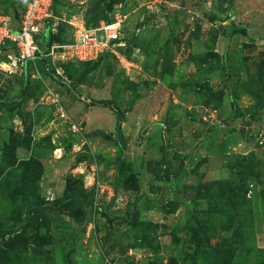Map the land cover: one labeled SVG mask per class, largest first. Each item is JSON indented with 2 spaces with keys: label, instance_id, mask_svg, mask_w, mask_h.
<instances>
[{
  "label": "rangeland",
  "instance_id": "rangeland-1",
  "mask_svg": "<svg viewBox=\"0 0 264 264\" xmlns=\"http://www.w3.org/2000/svg\"><path fill=\"white\" fill-rule=\"evenodd\" d=\"M55 14L46 56L0 77V264H264V0ZM101 22L116 45L65 54Z\"/></svg>",
  "mask_w": 264,
  "mask_h": 264
},
{
  "label": "built area",
  "instance_id": "built-area-1",
  "mask_svg": "<svg viewBox=\"0 0 264 264\" xmlns=\"http://www.w3.org/2000/svg\"><path fill=\"white\" fill-rule=\"evenodd\" d=\"M54 4L55 0H25L17 13L0 8V77L22 75L27 63L35 65L37 57L50 51L48 43L44 52L42 39L49 26L53 29ZM76 31L62 47L65 54L80 62L93 60L116 45L120 33L119 23L108 22Z\"/></svg>",
  "mask_w": 264,
  "mask_h": 264
},
{
  "label": "trees",
  "instance_id": "trees-1",
  "mask_svg": "<svg viewBox=\"0 0 264 264\" xmlns=\"http://www.w3.org/2000/svg\"><path fill=\"white\" fill-rule=\"evenodd\" d=\"M55 4H56V0H55ZM55 4H54V13H55ZM2 6V3L0 2V7ZM2 7H4V10H6L7 12H13V13H17L16 12V9H13V10H10L9 8H11V6H2ZM44 45V44H43Z\"/></svg>",
  "mask_w": 264,
  "mask_h": 264
},
{
  "label": "clouds",
  "instance_id": "clouds-1",
  "mask_svg": "<svg viewBox=\"0 0 264 264\" xmlns=\"http://www.w3.org/2000/svg\"><path fill=\"white\" fill-rule=\"evenodd\" d=\"M55 16H56V14H55ZM55 18H56V17H55ZM51 33H52V30L50 31V35H51ZM50 35H49V36H50ZM48 42H49V41H48ZM44 46H45V45H44ZM45 47H46V46H45Z\"/></svg>",
  "mask_w": 264,
  "mask_h": 264
},
{
  "label": "bare ground",
  "instance_id": "bare-ground-1",
  "mask_svg": "<svg viewBox=\"0 0 264 264\" xmlns=\"http://www.w3.org/2000/svg\"><path fill=\"white\" fill-rule=\"evenodd\" d=\"M55 28L53 27L52 31L54 30Z\"/></svg>",
  "mask_w": 264,
  "mask_h": 264
}]
</instances>
